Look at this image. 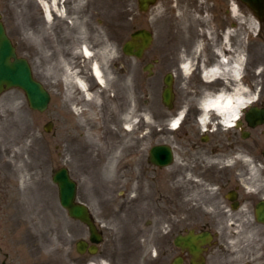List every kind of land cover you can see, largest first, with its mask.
Here are the masks:
<instances>
[{
    "label": "flooded vegetation",
    "instance_id": "1",
    "mask_svg": "<svg viewBox=\"0 0 264 264\" xmlns=\"http://www.w3.org/2000/svg\"><path fill=\"white\" fill-rule=\"evenodd\" d=\"M232 2L226 3L224 18H233L229 11ZM236 7L242 22H247L244 19L248 15L250 25L259 26L247 6L237 3ZM220 10L213 21L214 28L200 26L197 31L186 33L184 29L196 26L187 27L183 21L174 20L171 33L167 34L165 54L149 53L148 48L139 58L135 57L143 63L141 69L147 77L156 76L159 68L163 87V79L169 76L173 94L170 108L161 101L160 108L150 113L152 127L145 122L134 124L133 140H143L141 144L130 148L132 132L120 127L118 118L115 120L117 114L120 116L129 107L127 100L125 104L122 101L124 95L118 92L116 102L101 107L102 123L97 126L101 146L84 149L86 153H99L95 155L96 170L114 171L112 176L102 175L105 185L114 188L126 184L127 197L121 196L123 202L117 205L116 201L110 210L124 212L133 219H149L142 227L126 232L131 233L129 238L143 241L144 244H138L141 251L150 239L155 256L150 264H166V259L168 264H264V58L259 59L256 52L258 32L264 28L255 27V32L244 26L236 28L235 20L228 27L224 23L227 19L222 18V6ZM0 15L4 23L3 14ZM136 29L130 31L127 39ZM206 31L207 36L203 34ZM180 34L192 37L182 41ZM239 52L243 61L235 76L232 66ZM186 63L188 69L184 67ZM150 64L152 73L148 76L144 67ZM216 67L221 75L207 78L205 74ZM218 92L232 97L238 94L245 101L238 107L239 118L230 125L222 123L221 115L218 119L215 114L205 115V95ZM138 112L144 114L140 107ZM138 112L135 114L140 115ZM140 118L137 117L139 121ZM174 120L175 127L171 125ZM93 131L86 136H92ZM123 135L126 150L120 146ZM150 135L157 138L151 144L146 140ZM163 144L171 148V161L162 166L150 161L149 152L153 146ZM110 146L113 149L109 150ZM112 162L114 167H110ZM2 168L0 162L3 175ZM7 176L11 185L12 177ZM5 179L0 176V264L130 263L127 246H109V237L106 242L102 230L94 254L77 251L76 241L84 238L80 235L68 252L50 256L36 243L38 240L30 230L19 231L4 215L1 189ZM154 215L165 221L163 226L149 228ZM158 218L156 221H160ZM116 233L113 229L112 237ZM155 236L160 239L156 241ZM65 241L62 240L63 248ZM109 248L114 256L105 255Z\"/></svg>",
    "mask_w": 264,
    "mask_h": 264
},
{
    "label": "rangeland",
    "instance_id": "2",
    "mask_svg": "<svg viewBox=\"0 0 264 264\" xmlns=\"http://www.w3.org/2000/svg\"><path fill=\"white\" fill-rule=\"evenodd\" d=\"M228 1L230 0H209L207 9L212 5L213 13L210 9L198 13L194 6H186L185 0H157L148 11L141 13L137 0H60L58 8L63 16L54 15L53 19L46 21L42 13V0H0V13L3 14L7 32L14 42L18 56L29 62L33 76L51 94L48 107L42 112L31 109L23 91L18 88L0 94V162L3 167V175L0 173V176L5 179L9 174L13 180L11 185L8 183L11 179L3 180L2 211L15 228L21 232L30 230L38 240L36 243H40L41 249L49 252L50 256L57 252L63 255V251L68 252L70 245L73 246L80 235H86L85 226L68 216L60 205L57 186L52 181L53 172L65 166L77 181V199L89 205L100 224L102 222L107 225L101 228L105 241L109 237V246H127V261H130L127 264H150L151 258L155 257L150 239L145 243L147 248L141 251L138 244H144L143 241H138V237L129 238L131 233L126 232L142 227L149 219L136 220L124 212L115 213V210H110V205L116 201L117 205L123 202L121 196L127 197L126 184L121 183L120 187L114 188L105 185L102 175L112 176L114 171L95 170L96 158L91 159L84 152V143L93 140L91 147L101 145L100 138L96 142V139H92L93 134L86 136L99 122L96 115L88 117L91 116L88 114L78 118L76 112H73V102H66L68 100L64 99L59 74L52 68L57 60L54 55L65 54L88 77L89 85L101 92L103 89L96 86L91 78L89 60H85L78 49L85 43L96 52L105 40L109 41L111 54L108 69L114 74L115 83L106 93L110 96L117 92L124 95L129 108L133 110L130 120L135 121V125L145 122L152 127L150 113L156 112L161 104L162 73L157 68L156 76L147 77L141 69L143 63L123 53L122 45L130 31L140 27L151 30L153 42L148 52L162 55L167 50V34L171 33L172 23L174 20L182 21L183 13L192 16L197 20L195 22L206 21V25L201 27L209 29V22L215 19L213 14L220 15L222 6V18L227 19L224 23L230 27V21L236 19L223 17ZM172 5H176L175 10L170 9ZM209 17L211 19L208 21ZM247 17L248 15L245 16V23L234 22L236 28L244 26L252 32L257 28H264V21L259 26L250 25ZM195 26L184 30L186 33L197 31L200 25ZM203 34L207 36L208 33L206 31ZM258 35L256 52L261 59L264 58V29L259 30ZM189 37L192 36L180 34L182 41H189ZM81 102L84 103V100ZM79 107L78 104L74 108L78 110ZM138 107L143 109L144 114L138 112ZM136 111L140 115L135 114ZM138 116L142 118L140 121ZM49 122L50 130L47 132L44 127ZM96 132L100 135V130ZM131 132L130 148L135 149L143 140L135 142V132ZM156 139L151 135L146 137L149 144ZM137 212L140 213L139 210ZM157 218L155 215L150 218L152 226L149 228L155 229L156 224L164 225L165 221L159 218L160 221H156ZM113 229L117 230L115 237H112ZM158 237L155 236L156 241L160 239ZM110 238L115 240L110 242ZM62 240H66V248H63ZM110 251L111 248L105 255H113ZM166 261L168 264L169 259Z\"/></svg>",
    "mask_w": 264,
    "mask_h": 264
},
{
    "label": "bare ground",
    "instance_id": "3",
    "mask_svg": "<svg viewBox=\"0 0 264 264\" xmlns=\"http://www.w3.org/2000/svg\"><path fill=\"white\" fill-rule=\"evenodd\" d=\"M144 3H147L148 0H144ZM186 1V6L188 5H192L195 7V11L200 13L201 11H203L204 9L206 10L207 7L209 6V4L207 2H209V0H185ZM43 4V11H44V17L47 21H50L53 18L54 13L60 16H63V14L61 13L62 11L59 10L58 8V0H51L49 3L46 2L45 0L42 1ZM163 6L165 5L164 3H161ZM171 4H174L173 2ZM177 5V4H176ZM172 5V7L170 6V9L176 8ZM161 6V5H160ZM237 3L236 1L234 3L231 4L230 7V12L232 14V17H235L236 21L238 23H242L240 16H239V12L237 10ZM210 12H212L213 10V6L211 5L210 8ZM207 9V10H208ZM215 9V7H214ZM184 12V11H183ZM216 12V10H215ZM214 12V13H215ZM213 13V12H212ZM184 17H182V21L184 22V24L189 25V26H195L196 24H199L200 26H205L206 25V21L203 20H199V22H195L197 20H194L192 16L189 17V15H186V13H183ZM215 16V20H216V15L213 14V17ZM211 19V17H209L208 21ZM214 19H212V21H210V28H214L212 27V25H214L215 22ZM214 21V22H213ZM213 22V23H212ZM249 23H251V21H249ZM210 34H212L210 32ZM227 34V38L228 39V32ZM227 43V41H226ZM110 43L109 41L105 40V42L102 43V45L100 46V49L96 52H93L91 50V48L89 47V45L87 44H83L82 46H80V48L78 49V53L81 54L84 59L89 60V70L91 73V77L93 78V81L95 82V85L98 87H103L101 92H98L97 90H95L94 88H92V86L89 85L88 83V77L85 76V74L82 73V71L80 69L76 68V65H73L71 63V61L69 60V58L66 57L65 54H60L59 56L57 54L54 55V57L56 58L57 56V60L55 61V65L52 66L53 69H56V71L59 74V80H60V84L63 88L62 92H63V96L64 99L68 100L66 102H73L74 105H80V107L78 108V110H76L74 108V110L77 112V117L80 118L82 115H86L88 116V114H90L91 116L88 117H93L94 115L97 116V121L102 123V119H101V107L104 106L105 108L111 104V102H116L118 100L119 97H117V94H113L112 96H110V94L106 93L109 90H111V87L114 85L115 83V77L114 74L112 75V73L109 71L108 69V64L109 61L108 59L110 58ZM243 61V56L241 55V53H238V57L233 61L234 64L232 66V71L234 73L235 76L238 75L239 73V65L241 64V62ZM185 69H188L189 64L186 63L185 64ZM219 67H216L212 70L209 71V74L206 73L205 76L208 77H213V76H217L219 77L221 75L220 71H219ZM171 83V78L168 81V84ZM74 87H73V86ZM103 85V86H102ZM77 92V93H76ZM83 92H85L86 94V99H83ZM102 93V95H101ZM124 97V96H123ZM126 98V97H125ZM122 98V101H125L126 99ZM216 99H220L221 104L225 103L228 100H231L232 107H237V101H240L241 104H243L245 101L243 100V98L236 94L235 96H230V95H222V93L218 92L217 94L213 95H205V99L203 101V108L205 109V115H209V114H215V117L218 119L219 118V113L216 109H206L205 105L208 101L210 100H216ZM84 100V103H82L81 101ZM72 112V110L70 111ZM99 112V115H98ZM133 110L131 108L128 107V109L123 110L122 114L119 116V114H117L118 116L115 117V120H117L118 118V124L120 127H124L125 131H132L134 129V124L135 121H131V116H132ZM177 120H174L173 123H171V125L176 124ZM95 127V126H94ZM96 129H94V131L91 133L93 134V138L92 139H96L95 141L98 142L97 140V127H95ZM123 129V128H122ZM128 129V130H127ZM110 137V136H109ZM122 140L120 143V146L122 149L126 150L128 148L125 147L126 145L124 144V142L126 143V136L123 135L122 136ZM116 139H119L118 137H116ZM114 140V139H113ZM112 140V142H113ZM93 143V140L87 143H84V149L85 146L87 148L91 147ZM101 146V145H100ZM113 149L112 146H110L108 148ZM108 149H107V153H108ZM87 152H89L87 154V156H90L91 159L96 158L95 155L97 156V154H93L91 150H87ZM114 162H112V164L110 165L113 166ZM97 168V166H95ZM114 167V166H113ZM96 170V169H95Z\"/></svg>",
    "mask_w": 264,
    "mask_h": 264
},
{
    "label": "water",
    "instance_id": "4",
    "mask_svg": "<svg viewBox=\"0 0 264 264\" xmlns=\"http://www.w3.org/2000/svg\"><path fill=\"white\" fill-rule=\"evenodd\" d=\"M244 1L252 6H254V3H258L260 8L264 7V0ZM132 39V41L124 46L123 50L131 53L136 48V53L139 54L149 45L151 35L145 30H140L132 35ZM136 39H141V43H136ZM166 83L168 85L167 80ZM4 85L6 88L12 86L22 88L32 108L40 111L46 108L49 101L47 91L39 82L32 78L27 60L16 56L13 46L4 32L3 26L0 24V91L4 89ZM170 97V88L167 87L164 89L163 99L165 102H169ZM50 124L45 126L46 130L50 129ZM53 181L57 182L59 186L61 204L68 209L69 215L82 219L89 225L90 230L93 231L86 206L74 201L75 183L70 179L67 170L65 168L57 170L53 176Z\"/></svg>",
    "mask_w": 264,
    "mask_h": 264
},
{
    "label": "clouds",
    "instance_id": "5",
    "mask_svg": "<svg viewBox=\"0 0 264 264\" xmlns=\"http://www.w3.org/2000/svg\"><path fill=\"white\" fill-rule=\"evenodd\" d=\"M231 100L226 101L221 104L220 99L210 100L206 103V109H216L218 113L223 117L222 123L224 125H230L233 121L239 118L238 107L243 106L240 101H237V107L231 106ZM205 120L208 119L207 116L204 117ZM215 130V129H213Z\"/></svg>",
    "mask_w": 264,
    "mask_h": 264
},
{
    "label": "snow or ice",
    "instance_id": "6",
    "mask_svg": "<svg viewBox=\"0 0 264 264\" xmlns=\"http://www.w3.org/2000/svg\"><path fill=\"white\" fill-rule=\"evenodd\" d=\"M173 126L175 127V124Z\"/></svg>",
    "mask_w": 264,
    "mask_h": 264
}]
</instances>
